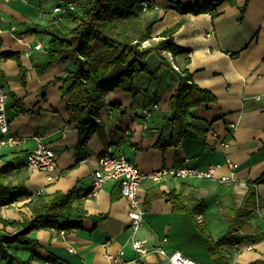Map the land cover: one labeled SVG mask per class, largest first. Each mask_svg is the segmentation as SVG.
<instances>
[{"label":"crops","instance_id":"0c3cea01","mask_svg":"<svg viewBox=\"0 0 264 264\" xmlns=\"http://www.w3.org/2000/svg\"><path fill=\"white\" fill-rule=\"evenodd\" d=\"M221 1L214 11L194 14L182 13L177 5L195 6L199 0H153L154 8L145 19L157 21L152 43L160 40L164 30L182 22L174 41L189 53L176 58L169 53V59L176 69H189L194 82L217 98L216 103L204 104L188 114L199 137L186 138L178 146L172 144V124L165 123L178 82L171 73L165 70L166 77L161 79L160 75L152 84L145 76L146 81L139 83L137 75L133 89L126 85L107 94L100 122L80 151L86 157L77 164L74 153L80 137L69 125L70 98L62 90L64 80L59 79L72 70V64L59 59L45 67L51 37L32 30L53 26V11L60 3L0 0V84L9 94L7 118L11 134L29 137L26 144L0 152V168L11 163L10 180L23 185L25 192L17 197L20 191H13V205L2 208L0 215L9 221L22 219V213L31 218L27 203L32 195L67 193L75 188V201L86 211L83 219L75 221L80 228L70 230L66 239L50 228L33 230L29 236L41 247L17 249L21 258H32L33 264H110L109 257L123 250L124 261L119 264H169L156 253L140 257L134 250L129 202L118 182L111 181L90 196L98 157L112 149L124 153L146 174L181 166L187 157L200 169L220 166L217 177L231 173L228 159L238 165L235 180L229 183L167 178L160 183L147 179L142 185V225L135 239L151 249L166 237L164 248L180 250L199 264H216L205 233L190 213L175 210L169 194L175 191L188 201L205 202L202 228L218 240L230 230V211L242 206L250 184L264 174V0H249L243 20L241 8L247 0ZM59 20L67 29L73 27L64 17ZM12 26L15 31H10ZM39 43L43 48L37 50ZM156 104L159 109L146 119L143 110ZM231 123L237 124L236 129L229 128ZM209 131L229 141V148L217 146ZM34 135H41L54 148L56 169L28 168L26 157L36 145ZM254 188L256 205L250 207L249 216L238 228L240 233L264 234V183ZM7 230L14 231L11 227ZM68 246L76 252L70 253ZM225 249L235 264H264V237Z\"/></svg>","mask_w":264,"mask_h":264},{"label":"trees","instance_id":"16d2710c","mask_svg":"<svg viewBox=\"0 0 264 264\" xmlns=\"http://www.w3.org/2000/svg\"><path fill=\"white\" fill-rule=\"evenodd\" d=\"M69 1L72 0H57L60 4ZM77 1L78 6L74 11L62 15L73 27L64 30L54 25L32 28L51 37L45 67L59 59L69 60L72 64V70L59 79L64 80L62 90L70 98L67 107L69 125L78 131L80 137L74 153L77 164L86 157L80 151L83 150L85 139L100 122L99 112L105 107L107 94L126 85L133 89L138 74L148 78L152 84L159 80L162 71L171 73L178 82L177 90L170 99V116L165 123V126L172 124V144L178 146L186 138H198L199 133L188 120V114L204 104L216 103L217 98L194 82L189 69H176L169 57L163 55V52L170 53L176 58L189 53L174 41V35L182 22L164 30L159 36L160 40L148 46L145 43L153 39V26L157 21L147 23L142 13H148L154 8L153 0ZM248 1L241 8L240 20H243ZM221 3V0H199L195 6L183 7L178 4L177 7L182 13L200 14L216 10ZM153 54L161 59L160 66L155 71L145 64ZM232 56L236 57L234 54ZM116 65L126 66L127 71L108 80L107 76ZM12 166L7 163L0 168V210L13 203V191H20L17 197L25 195L23 185H15L10 180ZM259 183H264V174L250 184L242 206L230 211V230L218 240L206 233L199 222L198 218L206 209L205 202L195 198L188 201L175 191L169 194L175 210L190 213L205 233L209 247L216 257V264H235L225 247L263 239L262 233H240L238 230L249 216L250 207L256 205L254 186ZM76 193L75 188L67 193L57 191L53 194L40 192L32 195L27 203L32 212L31 218L22 213V219L9 221L0 215V223L3 225L0 228V260L6 264H33L32 258L24 260L17 253V249L26 246L41 247L37 240L29 236L33 230L80 228L75 221L83 219L86 211L82 203H76ZM8 227L14 231H8Z\"/></svg>","mask_w":264,"mask_h":264},{"label":"built area","instance_id":"2783aa9c","mask_svg":"<svg viewBox=\"0 0 264 264\" xmlns=\"http://www.w3.org/2000/svg\"><path fill=\"white\" fill-rule=\"evenodd\" d=\"M11 2L12 0H4ZM78 6L77 0H72L64 4H59L53 11L52 24L58 26L60 24V17L66 12L74 11ZM2 22L0 19V33L3 31ZM14 26L10 31H15ZM146 45V43H145ZM37 50L43 48L39 43L35 47ZM169 54V53H168ZM9 94L5 88L0 84V152L5 148H15L24 145L28 142L29 137H20L10 132V122L7 118ZM159 109V105H154L151 109H144L143 115L146 119L150 118L155 110ZM237 124L231 123L229 128L236 129ZM211 139H213L217 146L223 149L229 148V141L221 138L215 131H209ZM33 139L36 143L35 147L28 152L26 160L28 168L38 171H51L57 168L58 155L54 148L41 135H34ZM192 157L185 158L183 164L178 167H162L151 173H144L140 167L131 161L124 153L108 149L98 157V165L93 173V190L90 196L97 193L107 183L113 181L118 182L121 188V193L129 202V216L131 219L130 229L132 232L133 248L140 257H144L148 253H156L161 259L169 264H199L193 258L186 256L180 250L167 249L162 246L168 239L165 237L161 244L151 249L146 247L144 241L135 239V235L142 225V210L140 208L141 191L143 182L147 179L156 183H160L167 178L178 179H218L220 182L229 183L235 180V171L238 165L229 159L227 166L230 169L229 175H221L217 177L216 171L220 166H209L208 169H200L192 164ZM11 205L3 206L9 208ZM199 222H202V217H199ZM52 231L58 233L63 239L69 236L70 230L51 228ZM70 253H75L76 250L72 246H68ZM125 252L122 250L116 256H110V264H119L124 261Z\"/></svg>","mask_w":264,"mask_h":264},{"label":"rangeland","instance_id":"374dc122","mask_svg":"<svg viewBox=\"0 0 264 264\" xmlns=\"http://www.w3.org/2000/svg\"><path fill=\"white\" fill-rule=\"evenodd\" d=\"M142 15L144 16V18L146 19V16H147V13H142ZM147 21V20H146ZM149 22V21H148ZM147 22V23H148ZM59 28H63V29H67L66 27H64V25H62L61 23H60V25H59ZM153 43L151 42V41H149V42H146V45H152ZM163 55L164 56H166V57H169L168 56V53H164L163 52ZM170 58V57H169ZM161 62V59L159 58V56H157V55H155V54H153V55H151L148 59H147V61L145 62V64H147V66L149 67V69L150 70H152V71H155L156 69H157V64L158 63H160ZM127 71V67L126 66H123V65H116L113 69H112V71L109 73V75L107 76V79L108 80H111V79H113V78H115V77H117V76H119L120 74H122V72H126ZM164 72H166V71H162L161 73H160V75H161V79H163V78H165L166 77V73H164ZM138 77H139V79H138V82L140 83V82H145L146 81V78H143L144 76L142 75V74H138ZM136 79H137V75H136ZM139 85H141V84H139ZM129 86V85H128ZM23 249H20V252L22 251ZM0 264H6L5 262H3V261H1L0 260Z\"/></svg>","mask_w":264,"mask_h":264}]
</instances>
